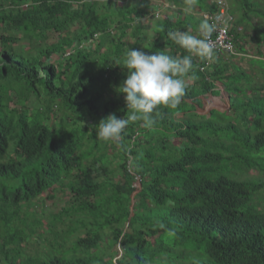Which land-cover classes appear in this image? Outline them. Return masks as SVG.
Segmentation results:
<instances>
[{
    "label": "trees",
    "instance_id": "16d2710c",
    "mask_svg": "<svg viewBox=\"0 0 264 264\" xmlns=\"http://www.w3.org/2000/svg\"><path fill=\"white\" fill-rule=\"evenodd\" d=\"M74 1L0 0V264H21V258L41 264L42 254L53 259L45 264L70 258L110 264L108 254L120 245V264H176L178 258L188 264H264V215L244 192L264 189V180L235 181L238 175L225 174L227 168L242 176L264 172V82L255 85L240 63L218 53L207 80L200 70L205 60L194 57L197 79L176 108L162 107L151 129L142 121L129 124L122 146L100 141L95 125L101 119L127 117L125 94L118 91L127 50L187 55L169 33H191L201 21L178 9L146 23L150 6L144 0H90L82 7V34L100 37L72 47L80 41L68 24L80 15ZM240 1L239 23L264 18V0ZM194 3L202 11L216 9L207 0ZM263 32L264 24L254 25L251 39L259 48ZM71 47L75 51L62 59ZM258 55L248 61L262 72L263 50ZM215 80L225 82L231 114L215 110L205 117L197 109L202 96L218 93ZM136 177L142 187L132 198ZM196 198L226 217L225 229H217L211 216L188 219L182 207ZM160 229L165 239H143ZM24 240L34 244L33 252L27 247L21 254ZM167 252L172 255L164 258Z\"/></svg>",
    "mask_w": 264,
    "mask_h": 264
},
{
    "label": "clouds",
    "instance_id": "9594fccd",
    "mask_svg": "<svg viewBox=\"0 0 264 264\" xmlns=\"http://www.w3.org/2000/svg\"><path fill=\"white\" fill-rule=\"evenodd\" d=\"M90 0H76L73 2L72 8L75 12H79L80 15L76 18L72 17L70 19V30L77 32L80 35L79 43H76L72 47H77L79 44L80 48L85 47L86 45L93 44L98 41L100 37V33L96 32L93 36L84 37L82 34L85 31V22L82 20V7L88 6V2ZM94 1V0H91ZM102 1V0H100ZM106 2V0H104ZM115 1L117 5L125 4L128 0H123L121 4L118 2L119 0H112ZM150 6V17L146 18V23L150 22L151 16L153 15L154 18H161L166 13H170L171 11H177L170 7L163 8V4L160 0H144ZM169 3L176 4L174 1L167 0ZM240 0H235L238 2ZM241 2V1H240ZM178 3V2H177ZM207 3L210 4L211 7H215V11H202L199 8L198 4L194 3V0H187L184 8L181 6L178 8L180 10L186 11L187 15L193 16V21H201L199 25L194 30L193 28L190 29V32L187 31H173L169 33V39H171L179 48L185 50L187 55L183 56H172L166 54L164 51H158L152 54L146 53L141 50L137 49H128L124 62L123 68L126 71V79L123 81L122 85L119 87L118 91L125 94L124 100L127 106V117L125 118H118L114 113L108 115L107 117L101 119L97 125H95V135L98 140L103 142H114L117 146H122L123 135L125 133V129L128 127L129 124L142 121L143 126L147 129H151L155 123L156 119L155 116H158L159 110L163 108H176L180 103L182 98L186 93V89L191 88L194 85L195 79H197L196 75L194 74V63L193 58H199L200 60H205L200 70L202 73H205L206 79L210 80V76L208 73H214V53H218L219 55H224L227 60L230 62H234L236 59L243 60H250V59H259V52L262 50L264 46L261 43V48L251 39V34H242L241 30L245 27V23L247 25H251V21L253 18L257 19L258 21L263 22L264 18L262 16L254 15L250 18V21L245 20L243 24L239 23L241 16H236V11L238 9L234 8L230 0H207ZM116 5V6H117ZM162 8V9H161ZM172 9V10H171ZM223 11V12H222ZM235 11V13H234ZM222 13L224 16L225 21L227 20V25L230 26V32L233 35L234 45H235V53H224V52H217L214 51L212 45L209 43V38L211 36L212 31L214 30L213 23H215L216 15ZM197 14V16L195 15ZM197 19V20H196ZM202 23V24H201ZM225 23V22H224ZM238 24L240 27H238ZM261 24V23H256ZM252 29V34H254V24ZM236 27V29H234ZM234 30V31H233ZM243 35L244 38L240 40H236L234 33ZM195 34V35H194ZM247 38L251 41L250 43H254L255 51H249L246 49L247 43L244 41ZM244 48L243 51L239 49V46ZM50 43H48V46ZM70 48L66 51L64 56H61L64 59L65 56L71 55L75 51V48ZM51 59H55L56 57L50 55ZM262 59L263 57L260 56ZM249 62V61H248ZM252 77V76H251ZM258 84V83H257ZM214 90L218 93H208L205 96H202V100L200 101L201 105L204 104V107H198L197 113L208 117L211 111H218L220 113H228L231 114V95L225 88L224 81H214ZM201 97V96H200ZM210 97V103L207 104V100ZM214 100H217L218 107H220L219 103L225 105L228 103V110L225 108H215L212 104ZM210 105V106H209ZM210 110L208 113L201 112L204 111L206 108ZM250 175V173H252ZM226 174V173H225ZM229 174V173H228ZM235 176L238 179L235 181H244L247 182V179H251L253 177H257L258 179L264 180V172L258 171H251L247 175H240L236 172ZM240 176V177H239ZM57 187V186H56ZM142 183L141 178L136 177V181L134 183L135 192L134 195L141 190ZM179 187V186H178ZM175 187L174 190L176 193H180V188ZM251 190H244L246 193H250L252 197V205L256 209L257 212H260L264 215V189L262 188L257 193L250 192ZM132 197V198H133ZM183 201V200H182ZM184 202V201H183ZM192 203L189 207H182L185 211V214L188 216V219L199 221L204 219L208 216L212 217V220L215 222V226H218L217 229L220 231L225 229L226 223L228 220L226 217H221L218 214H213L212 211L214 206H208L202 199L196 198V200L190 202ZM185 204V202H184ZM8 225V224H4ZM229 225L232 227V230L236 229V223L229 220ZM161 228L164 227L163 223L159 225ZM166 231L160 229L158 231H150L143 236V239L146 242H150L151 244L154 243L156 240L161 238L165 239ZM168 239L171 240V237L168 236ZM214 240V239H213ZM215 241V240H214ZM25 247V250L21 252V254L26 253L27 247L29 252L34 251V244L29 243L27 244V240L22 242ZM70 245V244H69ZM166 245V243H165ZM176 245V244H174ZM167 246V245H166ZM175 254L178 255L181 253V249L178 247H171ZM28 253V252H27ZM108 253V252H107ZM124 249L122 246H119V251L117 253L112 254L110 252L108 254L109 258H111L110 264H120V260L123 258ZM20 254V255H21ZM172 255L171 252H167L164 254V258ZM51 256H47L42 254L41 264H45L49 260H51ZM53 260V259H52ZM186 259L178 258L176 264H188L189 262ZM71 258L67 261L66 264H75L74 262H70ZM23 264L22 258L20 261ZM137 264H156L154 262H140Z\"/></svg>",
    "mask_w": 264,
    "mask_h": 264
},
{
    "label": "rangeland",
    "instance_id": "374dc122",
    "mask_svg": "<svg viewBox=\"0 0 264 264\" xmlns=\"http://www.w3.org/2000/svg\"><path fill=\"white\" fill-rule=\"evenodd\" d=\"M118 2H120L121 4L123 3V0H119ZM160 2L163 4V8H168V7H170V8H172V9H174V10H178V8L181 6L182 8H184L185 6H188V5H182L185 1H182L181 3H176L175 4V6H174V4H172V3H169L167 0H160ZM230 3H231V5L236 9H238V11H236V16L237 17H239V16H241L242 15V9H241V2L240 1H238V2H235V0H230ZM162 9V8H161ZM171 9V10H172ZM111 10H114V8H112ZM196 16H197V14H195ZM259 15H260V12H259ZM256 24V23H261V24H263V22H261V21H258L257 19H255V18H253V20L251 21V25H247L246 23H245V27L241 30V33L242 34H246V36L248 35V34H252V29H253V25L252 24ZM264 33V32H263ZM195 35V34H194ZM240 38H244L243 37V35H240ZM129 41H132V39L129 37ZM244 41H246V43H247V46H246V49L247 50H249V51H255V44L254 43H250L251 41L247 38V40L245 39ZM264 45V44H263ZM262 50H263V55H264V46L262 47ZM262 59V58H261ZM263 59H264V57H263ZM234 62H237V63H240L241 64V66H243L244 68H245V70L247 71V72H249L250 74H251V76H252V78L254 79V81L256 82V84L255 85H259L260 83H263L264 82V71H260V69L259 68H257V69H255V70H253L251 67H250V64H249V62L247 61V60H243V61H241L239 58L238 59H236V60H234ZM262 67V66H261ZM258 83V84H257ZM210 103V101H207V104H209ZM215 103H218V101L217 100H214V98H213V105L215 106V108H220V109H222V108H225V110H228V103L226 104L225 103V105H223L222 103H219L220 104V107H218L217 106V104H215ZM205 105L204 104H202L201 105V107H204ZM210 109L207 107L204 111H202L201 110V112H204V113H208V111H209ZM200 118H202V117H200ZM224 119H225V121L223 122V123H226V118H225V116H224ZM231 120H229L228 121V123L230 122ZM235 122V121H234ZM245 131H246V128H245ZM176 141H178V140H176ZM242 146L240 145L239 147H238V152H240L241 151V148ZM225 173L226 174H228V173H232V174H236V171H235V169H231V170H229L228 171V168H227V170L225 171ZM251 174H253V172L252 173H250V175ZM59 195H60V193H59ZM59 195H58V197H59ZM133 197V196H132ZM150 200H151V198L150 197H148V201L150 202ZM53 202L52 201H50L49 203H46V207L47 208H51L53 205ZM187 260V259H186ZM186 260H185V263H186Z\"/></svg>",
    "mask_w": 264,
    "mask_h": 264
},
{
    "label": "built area",
    "instance_id": "2783aa9c",
    "mask_svg": "<svg viewBox=\"0 0 264 264\" xmlns=\"http://www.w3.org/2000/svg\"><path fill=\"white\" fill-rule=\"evenodd\" d=\"M214 19V30L209 38V43L212 45L214 51L234 54V39L230 32V26L227 25V20L225 21L222 13L216 15Z\"/></svg>",
    "mask_w": 264,
    "mask_h": 264
},
{
    "label": "crops",
    "instance_id": "0c3cea01",
    "mask_svg": "<svg viewBox=\"0 0 264 264\" xmlns=\"http://www.w3.org/2000/svg\"><path fill=\"white\" fill-rule=\"evenodd\" d=\"M207 101H210V105H211V100H210V97L208 98V100H207ZM210 105H209V106H210Z\"/></svg>",
    "mask_w": 264,
    "mask_h": 264
}]
</instances>
